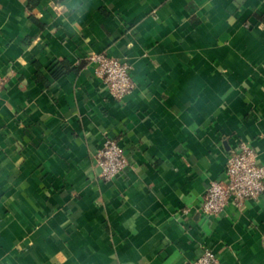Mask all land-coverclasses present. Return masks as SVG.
I'll use <instances>...</instances> for the list:
<instances>
[{
    "label": "crops",
    "instance_id": "0c3cea01",
    "mask_svg": "<svg viewBox=\"0 0 264 264\" xmlns=\"http://www.w3.org/2000/svg\"><path fill=\"white\" fill-rule=\"evenodd\" d=\"M0 74V264H264V195L200 210L241 143L264 165V0H0Z\"/></svg>",
    "mask_w": 264,
    "mask_h": 264
},
{
    "label": "built area",
    "instance_id": "2783aa9c",
    "mask_svg": "<svg viewBox=\"0 0 264 264\" xmlns=\"http://www.w3.org/2000/svg\"><path fill=\"white\" fill-rule=\"evenodd\" d=\"M96 65V73L103 77L110 95L122 100L136 88L132 76V65L125 60L95 54L90 57ZM7 80L0 74V96ZM101 177L112 181L121 176L129 162L123 147L110 140L99 153ZM226 180L212 181L203 196L200 210L208 216H218L229 205L231 199L237 205L246 200H257L264 195V165L259 162L257 152L248 144L241 143L235 148L226 165ZM187 213V212H185ZM191 264H221L217 255L210 249Z\"/></svg>",
    "mask_w": 264,
    "mask_h": 264
}]
</instances>
